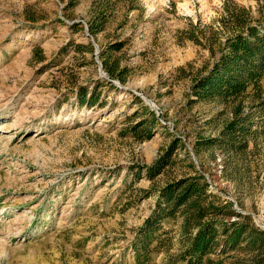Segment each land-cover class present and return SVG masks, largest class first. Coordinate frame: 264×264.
Segmentation results:
<instances>
[{
	"label": "rangeland",
	"instance_id": "374dc122",
	"mask_svg": "<svg viewBox=\"0 0 264 264\" xmlns=\"http://www.w3.org/2000/svg\"><path fill=\"white\" fill-rule=\"evenodd\" d=\"M262 55L264 0H0V264H264Z\"/></svg>",
	"mask_w": 264,
	"mask_h": 264
},
{
	"label": "trees",
	"instance_id": "16d2710c",
	"mask_svg": "<svg viewBox=\"0 0 264 264\" xmlns=\"http://www.w3.org/2000/svg\"><path fill=\"white\" fill-rule=\"evenodd\" d=\"M256 41H250V39H246V38H242L239 39L235 44L236 49L241 50L242 54L240 55V57H254L257 51V42L262 41L261 37H256L255 38ZM255 46V48H254ZM262 51H260L259 53H261ZM261 60H263L264 64V55H262ZM239 72V71H238ZM235 74H233L231 77H228L226 80H223V84H227V92H234L236 93L237 90H241L243 88V86H239V79H235L234 77ZM220 77V76H219ZM216 76H210L209 78H207L204 82H202L200 85L202 87H206L207 84L211 81H213V79H215ZM154 167H152L151 169H153ZM176 188H169V191L164 193L165 196V200L167 201V204L172 207L173 209H176L179 205L181 204H185V206L187 207L188 211L187 213L190 214V217L187 216V220H186V224L189 223L190 218H197V209H196V201L191 199L190 196L193 194L194 190H193V186L190 185L187 188L183 189L181 191V193L175 194ZM174 211L170 210L168 211L167 215H172ZM152 225V223L150 224V226ZM207 238L206 235L203 231L199 230L195 239H194V244H193V250L195 249V251H198L200 249L205 248L204 244L206 243Z\"/></svg>",
	"mask_w": 264,
	"mask_h": 264
}]
</instances>
